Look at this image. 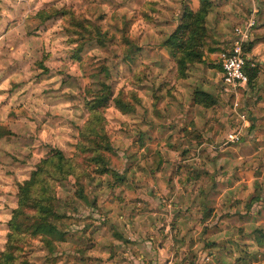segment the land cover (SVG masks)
I'll list each match as a JSON object with an SVG mask.
<instances>
[{
  "label": "rangeland",
  "instance_id": "374dc122",
  "mask_svg": "<svg viewBox=\"0 0 264 264\" xmlns=\"http://www.w3.org/2000/svg\"><path fill=\"white\" fill-rule=\"evenodd\" d=\"M192 1L0 0V252L18 207L19 186L55 150L90 176L81 184L73 176L55 183L54 223L63 241L53 243L50 252L39 239L27 238L23 255L28 264H68L79 255L95 256L94 238L83 232V226L92 225L84 212H105L107 184L124 181L114 169L120 164L117 147L132 139L127 115L176 113L172 102L177 87L190 83L202 65H189L186 77L179 79L169 51L162 47ZM101 93L110 99L100 114L111 147L107 163L117 178L93 174L94 166L83 159L87 155L77 150L80 130L90 117L86 102ZM116 99L133 111L123 114ZM218 125L220 135L207 138V143L218 139L220 146L227 135L228 128L217 122L216 129ZM247 130L239 142H224L227 146L217 149L215 157L231 148L236 157L243 156L241 172L232 167L228 178L216 170L201 186L193 208L182 211L210 212L204 219L211 227L203 229L204 235H225L230 243L224 249L211 242L197 248L198 236L191 235L183 259L189 264H196L198 250L219 254L216 264H264V135L259 131L249 136L250 126ZM194 223L189 222L191 227ZM103 236L98 243L106 251L99 250V258H111L109 237Z\"/></svg>",
  "mask_w": 264,
  "mask_h": 264
},
{
  "label": "crops",
  "instance_id": "0c3cea01",
  "mask_svg": "<svg viewBox=\"0 0 264 264\" xmlns=\"http://www.w3.org/2000/svg\"><path fill=\"white\" fill-rule=\"evenodd\" d=\"M192 2L190 9L196 11L199 2ZM212 2L206 27L216 40L218 50L209 55L204 65L193 71L190 83L183 81L185 84L177 87L178 94L172 102L177 107L176 113L169 114L164 110L163 115L144 112L127 115L128 122H131L128 131L132 139L122 141L117 147L120 164L114 169L124 175V181L117 184L110 182L108 190L107 185L103 189V193L108 191L109 197L102 205L105 212H84L92 225L83 226V232L87 237L94 238L91 248L95 256L83 258L79 255L74 261L68 259V264H189L183 259L187 255L184 252L190 246L191 235L198 236L195 241L197 248L209 242L222 249L229 245L230 239L225 235H204L203 229L211 227L210 221L204 219L210 212L182 211L193 208V203L204 189L201 186L207 178L213 177L216 170L228 178L232 175V167L239 168L240 172L242 170L243 156L238 154L236 157L229 147L220 150L222 156L215 159L217 149L227 146L223 145L226 134L220 146L216 144L218 139L206 142L207 138L220 135V125L216 129L217 122L228 128L227 134L241 130V136H245L250 126L249 136L258 135L259 131L264 135V0ZM252 17L256 26L245 49L252 47L245 54L247 62L257 68V74L238 93V112L245 114L246 118L242 121L232 110V99L223 93L218 54L229 45L233 28ZM196 93L207 94L215 102L214 105L209 108L199 105ZM239 145L243 147V144ZM155 151H159L163 158L158 172L152 170L147 159ZM118 179L121 182V178ZM194 220L191 227L189 222ZM100 221L105 223L100 224ZM220 228L222 233L227 231L224 227ZM103 235L109 237L111 258H99V250L106 251L98 243ZM114 235L118 238L115 239ZM184 236L186 240L182 239ZM208 237H211L209 241ZM238 241L234 239V242ZM218 256L215 252L198 250L194 263L216 264L214 261L218 260Z\"/></svg>",
  "mask_w": 264,
  "mask_h": 264
},
{
  "label": "trees",
  "instance_id": "16d2710c",
  "mask_svg": "<svg viewBox=\"0 0 264 264\" xmlns=\"http://www.w3.org/2000/svg\"><path fill=\"white\" fill-rule=\"evenodd\" d=\"M199 6L193 11L184 6L179 24L167 39L162 43L175 65L177 77L184 79L188 66L204 64L209 55L215 53L217 42L208 32L206 18L210 13L212 0H198ZM248 46L244 51H249ZM244 73L250 82L257 74V68L246 62ZM108 93L92 96L86 102V108L90 113L88 121L80 130L81 141L77 150L88 165H93V174L118 175L109 169L106 153L111 151L110 143L106 136L100 111L109 102ZM115 105L123 114L131 113L133 109L120 100H114ZM196 101L206 108L214 105L213 99L204 93H196ZM150 166L154 171H160L163 158L159 151H155L149 158ZM73 176L77 184H81L86 176L87 169H82L73 160H66L62 153L53 151L52 156L43 160L30 178L18 188V207L13 211L8 223L9 234L4 251L0 252V264H28L23 255V244L26 239H39L49 251H53V243L62 242V234L54 221L58 216L54 211L55 183ZM229 218V217H228ZM227 217L223 219H228Z\"/></svg>",
  "mask_w": 264,
  "mask_h": 264
},
{
  "label": "built area",
  "instance_id": "2783aa9c",
  "mask_svg": "<svg viewBox=\"0 0 264 264\" xmlns=\"http://www.w3.org/2000/svg\"><path fill=\"white\" fill-rule=\"evenodd\" d=\"M256 26L255 19L249 18L241 26L234 27L232 30L230 43L227 47L222 48L218 54V65L222 72L223 93L226 97L232 99V110L244 121L245 114H239V90L246 87L248 77L244 73V66L247 62L245 46L252 39V31ZM250 66H254L251 64ZM226 143L234 144L241 139V130L228 133L225 137Z\"/></svg>",
  "mask_w": 264,
  "mask_h": 264
}]
</instances>
